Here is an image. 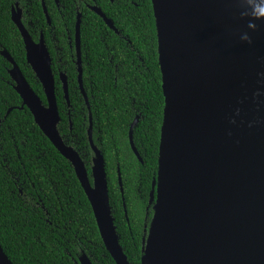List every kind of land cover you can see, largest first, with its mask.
<instances>
[{
  "label": "trees",
  "instance_id": "obj_1",
  "mask_svg": "<svg viewBox=\"0 0 264 264\" xmlns=\"http://www.w3.org/2000/svg\"><path fill=\"white\" fill-rule=\"evenodd\" d=\"M93 7L102 10L116 30ZM17 8L29 34L35 41L43 34L53 57L59 133L81 156L92 182V128L94 145L104 157L120 245L130 264H142L145 228L154 216L150 201L165 107L152 1L0 0V245L13 264H81L83 255L92 264H116L73 164L45 135L15 90L13 66L3 51L48 106L12 20ZM79 16L82 86L89 104L79 88ZM61 73L67 78L69 102ZM136 118L133 142L142 162L130 143Z\"/></svg>",
  "mask_w": 264,
  "mask_h": 264
},
{
  "label": "water",
  "instance_id": "obj_2",
  "mask_svg": "<svg viewBox=\"0 0 264 264\" xmlns=\"http://www.w3.org/2000/svg\"><path fill=\"white\" fill-rule=\"evenodd\" d=\"M151 1L165 107L151 193L154 216L142 264H264V0ZM92 10L116 30L102 10ZM12 20L48 106L3 51L13 66L15 90L45 135L73 164L108 252L116 264H130L119 244L104 157L94 145L92 128L93 185L81 156L59 133L55 77L45 41L32 40L19 8L13 10ZM80 24L81 16L76 36L81 82ZM63 83L69 101L65 77ZM137 121L130 129V143L142 162L133 142ZM119 180L122 187L120 173ZM0 258L13 264L1 245ZM80 263L92 264L86 255Z\"/></svg>",
  "mask_w": 264,
  "mask_h": 264
},
{
  "label": "flooded vegetation",
  "instance_id": "obj_3",
  "mask_svg": "<svg viewBox=\"0 0 264 264\" xmlns=\"http://www.w3.org/2000/svg\"><path fill=\"white\" fill-rule=\"evenodd\" d=\"M13 10H18V8L17 9H13ZM13 10H12V14H13ZM22 20H23V12H22ZM26 28V27H25ZM27 29V28H26ZM28 31V30H27ZM31 36V35H30ZM31 38H32V36H31ZM44 39V36H43V34L41 35V38L38 40V41H35L33 38H32V40L35 42V43H39L40 42V40L41 39ZM45 41V40H44ZM25 43V42H24ZM45 44H46V42H45ZM46 47H47V44H46ZM47 49H48V47H47ZM48 51H49V53H50V56H51V59H52V62H51V66H52V72H53V57H52V55H51V52H50V50L48 49ZM26 57H27V53H26ZM31 66V65H30ZM33 69V68H32ZM82 73H83V71H82ZM60 75V78L62 79V82H63V77H65L66 78V76L65 75H63L62 73L61 74H59ZM37 76V75H36ZM66 80H67V78H66ZM56 82V81H55ZM79 82H80V79H79ZM81 83H82V79H81V82H80V85H79V88L81 89V92H82V94H84L83 93V91H85L84 89H83V86H81ZM63 88H64V83H63ZM65 91V90H64ZM85 97V96H84ZM69 102V101H68ZM95 159V158H94ZM93 170V169H92ZM88 175H89V173H88ZM89 179H90V176H89ZM90 182H91V179H90ZM91 184L93 185L94 184V180H93V177H92V182H91ZM152 193V192H151ZM151 202V201H150ZM151 204H154V203H151ZM109 206H110V202H109ZM154 207V206H153ZM110 210H111V207H110ZM111 214H112V212H111ZM114 225H115V223H114ZM116 228V227H115ZM145 230L148 232V230L149 229H147V228H145ZM117 232V231H116ZM118 240H119V238H118ZM146 239H144L143 240V246H144V241H145ZM104 242V241H103ZM119 244H120V242H119ZM121 246V245H120ZM106 247V246H105ZM122 248V247H121ZM107 249V248H106ZM123 250V249H122ZM108 251V250H107ZM124 252V251H123ZM111 255V254H110ZM84 256V255H83ZM82 256V257H83ZM113 258V257H112ZM81 259V258H80ZM114 259V258H113Z\"/></svg>",
  "mask_w": 264,
  "mask_h": 264
},
{
  "label": "snow or ice",
  "instance_id": "obj_4",
  "mask_svg": "<svg viewBox=\"0 0 264 264\" xmlns=\"http://www.w3.org/2000/svg\"><path fill=\"white\" fill-rule=\"evenodd\" d=\"M0 264H4V261L2 258H0Z\"/></svg>",
  "mask_w": 264,
  "mask_h": 264
},
{
  "label": "clouds",
  "instance_id": "obj_5",
  "mask_svg": "<svg viewBox=\"0 0 264 264\" xmlns=\"http://www.w3.org/2000/svg\"><path fill=\"white\" fill-rule=\"evenodd\" d=\"M250 25H253L254 26L255 24L253 23V24H250Z\"/></svg>",
  "mask_w": 264,
  "mask_h": 264
}]
</instances>
